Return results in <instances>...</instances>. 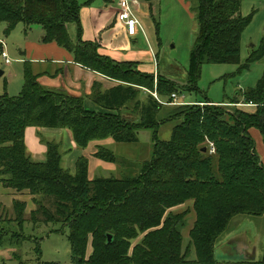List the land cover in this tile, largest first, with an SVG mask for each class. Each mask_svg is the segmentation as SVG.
Here are the masks:
<instances>
[{
	"label": "trees",
	"instance_id": "trees-1",
	"mask_svg": "<svg viewBox=\"0 0 264 264\" xmlns=\"http://www.w3.org/2000/svg\"><path fill=\"white\" fill-rule=\"evenodd\" d=\"M90 1L0 0L5 33L19 23L39 26L42 43H55L67 50L74 62L118 82L108 89L94 82L89 98L106 111H89L84 96L42 86L26 62L19 95L0 97L2 183L16 191L26 189L45 220L68 228L66 238L74 264H218L216 244L230 231L233 218L264 215V166L248 132L254 127L264 140V72L241 100L254 104L253 111L223 108L226 101L165 102H171V94L196 90L202 61L238 63L240 35L251 16L240 14L241 0H195V68L188 72L182 88L158 72L140 71L137 62L102 55L96 41L84 40L79 13ZM71 25L74 39L68 31ZM262 57L264 43L251 52L243 66ZM228 100L240 101L236 97ZM169 121L177 122L169 139H159V126ZM29 126L69 129L78 148L108 137L117 143H136L139 130H150V155L137 164L136 171L132 169L134 173L89 179L87 158L78 157L70 172L62 166L55 142L46 143L45 160H33L24 143V130ZM207 141L213 144L214 154L209 153ZM93 156L119 163L114 152L104 146H98ZM46 198L53 213L42 204ZM189 200L195 213L189 239L196 260L189 259L188 247L183 251L181 246L182 216L167 212ZM24 208L23 202L13 201V221L19 226ZM1 233L0 248L14 239L13 234ZM107 234L112 236L110 242ZM89 239L91 252L85 258ZM258 262L264 264V254Z\"/></svg>",
	"mask_w": 264,
	"mask_h": 264
},
{
	"label": "rangeland",
	"instance_id": "rangeland-1",
	"mask_svg": "<svg viewBox=\"0 0 264 264\" xmlns=\"http://www.w3.org/2000/svg\"><path fill=\"white\" fill-rule=\"evenodd\" d=\"M79 1L83 2V0ZM139 1L143 11H138L137 16L144 28L145 37L140 35L137 38V46L142 51L148 50V45L151 46L157 55L158 73L184 88L188 72H193L195 68V60L193 61L192 59V52L197 38V23L194 10L195 0ZM240 14L243 17L251 16V18L240 35L239 62L237 64H218L202 61L197 71L196 90L184 91L182 94L183 98L177 93L178 100L183 99L184 102L201 100L213 102L226 101L228 103L221 104L225 106L223 108L233 109L237 106L253 111L254 106L237 105V103H230L228 99L236 97L240 100L238 104H244L241 101L244 93L253 88L263 75L264 57L249 63L247 67L243 65L246 63L251 52L259 49L261 44L264 43V0H241ZM5 27L6 24L0 22V39L4 41L5 49L12 62L6 65L0 54V72H2L0 73V97L3 95L15 97L22 90L23 68L25 62H27L22 51L24 53L26 43L29 46L43 44L41 36L39 37L42 33L34 29H27L21 23L17 24L9 33L4 32ZM32 27L38 28L36 25ZM68 31L74 39V26H69ZM1 49L3 48H1L0 44V52ZM146 57H148L147 54ZM140 60L142 61V71L151 74L154 71L152 62L149 64L144 55L141 56ZM153 94L156 93L153 92ZM143 96L145 97V95H141L140 97L144 99ZM160 116L162 118L163 113ZM253 129L259 132L258 129ZM250 134L251 132L249 131ZM250 136L254 143L255 154L261 162L257 151H259L260 143L264 147L263 137L260 134L262 142H258L255 137ZM169 137V132L166 134V132L161 131L159 134V139H168ZM208 142L206 143L209 145ZM151 144L150 130L139 131L136 143H117L119 148L116 147V149L120 150L119 152H115L120 164V173L118 170L119 174L117 173V177L126 172L134 173L137 170V164L149 157ZM214 153L215 151L210 154ZM64 160H66L65 157H63L61 162L62 166H65ZM105 173L107 174L108 172L99 169L97 175L105 176ZM2 178L0 176V186H4ZM22 191L26 193L23 194L21 193ZM22 191H18L21 193L19 194L21 198L20 196L18 197V202L25 204L22 226L13 221V218H15L13 201L11 202V206H9L7 204L10 201L5 198L7 203L5 205L0 204V228L3 229L0 230L3 232L1 234L5 236L13 234L12 238H14L12 241H9L10 239L5 240L6 242L9 241L12 245L6 243L8 245L4 247L5 249H0V251L3 250L0 252V264H74L70 256L69 242L66 238L68 228L60 223L45 220V216L34 201V196L28 193L26 189ZM38 198L41 200L40 197ZM49 200L47 198L43 199L42 204L48 211L53 213L54 207L50 204L51 201ZM192 204L193 201L189 200L172 207L167 212L172 215L182 216L183 225L180 228L182 236L181 246L183 251L187 250L188 247L189 259L196 260L195 252L193 247L190 246L189 239V231L195 222ZM35 210H37L36 213H32ZM244 227L249 230L248 239L256 246L258 258H263L264 215H238L231 221L229 226L230 231L223 235L221 240L216 244L218 251L217 260L220 264H222L221 253L230 250L228 246L220 243L233 229L240 230ZM13 231H18L19 233H12ZM139 240L140 237L135 242ZM90 252L91 242L89 239L85 258H88Z\"/></svg>",
	"mask_w": 264,
	"mask_h": 264
},
{
	"label": "crops",
	"instance_id": "crops-1",
	"mask_svg": "<svg viewBox=\"0 0 264 264\" xmlns=\"http://www.w3.org/2000/svg\"><path fill=\"white\" fill-rule=\"evenodd\" d=\"M86 1L89 0H83L82 3ZM78 2L80 1L78 0ZM141 6L142 5H140L138 11L142 10ZM116 11V0H91L89 4L83 5L79 13L82 38L86 41H96L99 44V53L106 54L116 61L137 62L140 71L143 70L140 58L144 55L148 63L151 64L152 62L153 64L154 71L152 73H157L158 59L151 46L148 45V50L143 51L137 46V38H139L140 35L145 37V31L144 34L137 31L134 36L127 35L124 27L116 19ZM37 27L38 28H33L30 26L26 28L34 29L42 33L41 28L39 26ZM40 36H42V34L39 35V37ZM1 48L3 47L1 46ZM22 54L24 58H26L25 60H27V63L30 64L32 70L38 74L37 80L42 86L63 89L74 96H84V107L89 111H106L89 98L92 85L94 82H98L102 86V89H108L116 85L118 83L117 81L109 79L74 62L72 55L55 43L33 44V46H29L26 43L24 53L22 51ZM146 54L148 57H146ZM181 97L183 96L181 95ZM215 103L217 104L220 102H214L213 104ZM176 123L175 121H169L161 124L158 128V138L161 131L166 132V134L169 132L171 135V130ZM253 128L254 127L250 128V130L248 129V132L250 131V135L255 137L258 142H262L259 132ZM47 142H55L59 145L61 162L63 157L66 159L64 160L65 166L63 167L69 171L71 170L70 172L75 170L76 159L80 156H84L88 160L87 175L89 179L98 176L99 169L108 172L107 174L105 173L103 177H108L110 175L118 176L120 173L119 163L106 162L93 156L98 146L109 148L115 155V152L120 151L116 149V147H119L111 137L93 140L90 141L85 148H78L72 139L69 129L32 126L25 128L24 143L27 153L33 160H45ZM257 153L261 158L262 165H264V147L261 143L259 144V151H257ZM21 193L25 194L26 192L22 191ZM21 193L6 186H0V204L2 203L5 205V203H7L5 201L6 198L10 201L7 205L11 206V202L18 200L19 194ZM248 233L249 230L245 227L240 230L233 229V231L222 240L220 244H224L230 249L221 253L222 264H262L258 262L261 258H258V251L254 243L248 239ZM6 245L8 244L5 243L1 248L6 247ZM2 251L3 250L0 252ZM218 264L220 263L218 262Z\"/></svg>",
	"mask_w": 264,
	"mask_h": 264
},
{
	"label": "built area",
	"instance_id": "built-area-1",
	"mask_svg": "<svg viewBox=\"0 0 264 264\" xmlns=\"http://www.w3.org/2000/svg\"><path fill=\"white\" fill-rule=\"evenodd\" d=\"M117 3V11H116V19L117 21L124 27L125 32L129 36L136 35L137 31L144 34V28L142 26V23L137 16V12L140 8V1L139 0H116ZM0 44L3 47L0 54L3 58L6 65H9L12 61L9 58L7 51L5 49V44L3 41L0 40ZM156 75V73H155ZM156 99L157 95L153 94ZM171 102H168L166 104L168 105H183L187 104L188 102H184L183 99H179L176 94H171ZM183 98V97H182ZM202 104V103H201ZM213 104V103H210ZM237 105H250L254 106V104H237ZM209 152H214V147L212 143H209Z\"/></svg>",
	"mask_w": 264,
	"mask_h": 264
},
{
	"label": "water",
	"instance_id": "water-1",
	"mask_svg": "<svg viewBox=\"0 0 264 264\" xmlns=\"http://www.w3.org/2000/svg\"><path fill=\"white\" fill-rule=\"evenodd\" d=\"M145 1H147V0H145ZM0 73H2V72H0ZM203 150H205V148H203ZM106 236H107V242H110V241L112 240V236H111L110 234H107ZM215 256H217V251H216V249H215ZM216 259H217V258H216Z\"/></svg>",
	"mask_w": 264,
	"mask_h": 264
}]
</instances>
